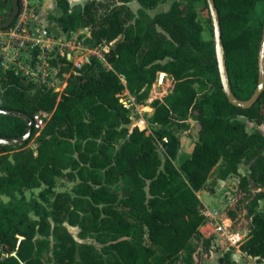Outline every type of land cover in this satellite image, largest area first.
Listing matches in <instances>:
<instances>
[{"label": "trees", "instance_id": "obj_1", "mask_svg": "<svg viewBox=\"0 0 264 264\" xmlns=\"http://www.w3.org/2000/svg\"><path fill=\"white\" fill-rule=\"evenodd\" d=\"M130 1L139 4L136 11ZM164 1L86 0L70 6V0H55L60 13L51 19L64 32L89 27L87 42H112L105 54L108 65L90 58L71 72L60 94L0 65V108L30 118L48 114L26 141L0 143V264H178L182 252L184 263L192 264L191 241L204 222L197 192L215 167L222 164L219 178L225 179L245 160L250 173L239 184L246 187L251 178L264 186V131L249 132L238 118L263 124L260 98L248 108L228 101L214 41L202 36L197 0H173L166 10L148 12ZM214 2L231 90L247 99L258 82L264 0ZM11 8V0H0V22ZM69 69L67 64L61 70ZM159 72L173 84L150 101L151 131L129 127L130 107L120 94L128 90L145 102ZM191 116L198 122L197 137L177 164L175 128L187 127ZM25 130L24 118L0 114V138ZM61 177L73 182L72 194L55 190ZM35 188H40L37 196L25 195ZM260 199L264 190L250 200L249 237L240 249L264 262ZM64 221L94 233L101 249L77 243ZM219 264L235 261L226 252Z\"/></svg>", "mask_w": 264, "mask_h": 264}, {"label": "built area", "instance_id": "obj_2", "mask_svg": "<svg viewBox=\"0 0 264 264\" xmlns=\"http://www.w3.org/2000/svg\"><path fill=\"white\" fill-rule=\"evenodd\" d=\"M19 3V11L13 23L8 29L0 30V65L3 69H13L27 80L36 83L41 89L60 94L71 72L76 73V70L90 58H97L107 64L105 54L112 42H100L95 45L87 42V37L90 36L89 27L67 33L57 26L58 31L53 32L43 21L46 19L44 5L41 8L42 13L39 14L38 0H19ZM60 63H62L61 67ZM67 64H70L69 71H62V67ZM123 92L129 94L128 90ZM121 94L120 100L129 106L133 97L124 99ZM151 96L153 95L150 92L145 101L147 103L142 105L144 112L152 111ZM47 116V113L41 112L34 114L33 127L37 131L44 126ZM228 206L237 213L235 218L230 217L224 210L203 211L204 223L209 226L203 237L210 242L204 251L205 255L212 257L213 254L219 253L223 256L232 248L239 252L241 245L249 237V228L247 230L245 226H241L239 220L241 214L237 212V207H241V201L234 199L228 203ZM243 210L245 212V208ZM198 250L201 248L199 247ZM197 252L192 254V264H197Z\"/></svg>", "mask_w": 264, "mask_h": 264}, {"label": "rangeland", "instance_id": "obj_3", "mask_svg": "<svg viewBox=\"0 0 264 264\" xmlns=\"http://www.w3.org/2000/svg\"><path fill=\"white\" fill-rule=\"evenodd\" d=\"M34 1V0H29ZM73 1V0H70ZM104 3H107L110 0H100ZM173 0H166L162 3H159L155 8L149 9L148 12L153 15L159 11L166 10L170 3ZM42 5L45 7V18L43 21H45L46 24L49 25L51 30L53 32H57L59 26L54 20L51 19V16L58 15L60 13V10L55 5V0H38V10L37 12L42 13L41 8ZM130 8L133 11H136L139 7V4L136 1H130L128 3ZM195 8L197 11V18L202 24L203 31L202 36L204 39H213V32H212V22L209 15L208 6L205 0H197L195 2ZM258 10L260 13L263 12V4H260L258 6ZM8 12V11H6ZM1 32V31H0ZM1 40V36H0ZM62 66V63L59 65ZM170 79V78H169ZM173 81L168 79H161L154 82V85L151 87V94L153 98L155 97H161L165 94H167L171 87H172ZM124 99L128 97H133L132 102H129L130 107V116H131V123L129 124V127L133 125H138L141 128H145L146 132L149 133L151 131V125L148 121V115L151 112H144V107L142 105H145L147 102L139 103L136 101V98L131 93L124 94V92L121 94ZM152 98V99H153ZM134 104H137L135 106ZM259 107L262 115L264 116V93L259 99ZM242 122H244L246 129L251 132L254 129H260L261 131H264V123L261 125H257L253 120H249L244 116L238 117ZM197 128H198V122L196 119H194L192 116L188 119V126L183 128H175L176 135L178 137V143H179V150L178 155L175 159V162L178 164L183 155L189 154L191 152L193 143L197 137ZM30 145L35 148L36 144L34 141L30 143ZM118 146V144H116ZM158 150L160 152V155L163 156V147L161 143H158ZM223 163V162H221ZM222 164H218L213 172L210 174L209 178L207 179L204 188L199 190L197 192L198 196L201 197L200 199H203L205 201L204 204V210L207 211V209H218V210H224L230 217L235 218L236 212L232 210L228 203L234 201V199H239L241 201V207H237V212L241 214L239 220H241V226H245L248 230L249 226L251 225L250 216L248 213V206L250 203V200L252 199L253 195L259 191L264 190L263 187H258L257 184L249 178L248 185L246 187H242L239 182L240 178L242 176H248L250 173L249 170V163L245 160L242 161L238 166L237 173L229 174L226 177V183L222 184L219 182V176L221 173ZM73 185L72 181H69L65 178H58L55 185V190L57 192H67L72 194L71 187ZM40 188H35L33 190H25L24 193L27 197L33 195L37 196ZM244 196V197H241ZM2 199L4 201H7L8 198L5 196H2ZM53 199V197H51ZM202 201V202H203ZM204 203V202H203ZM50 207L49 205H47ZM245 208V212L243 210ZM257 208L259 210L264 209V199H260L258 201ZM31 217H35L33 213H30ZM65 217V214H62V218ZM52 225L55 224L54 220L51 219ZM63 224L67 227L69 232L72 234L74 239L77 243H90L98 250L101 249V244L96 240L94 233H81L80 229L77 226H71L67 224L65 221ZM208 241V244L206 243ZM210 242L207 238H204L202 235L199 237H195L191 241V246L193 247V252H196V256L198 258L197 264H219V258L221 257V254H213L212 257L210 255H205V249L208 248ZM199 247L201 250H198ZM229 252L230 259L235 261V264H264V262L258 260L257 258H254L245 252L236 251L234 248H232ZM224 255V254H223ZM46 258V257H45ZM184 252L180 254L179 262L178 264H184ZM47 264H53V262H48Z\"/></svg>", "mask_w": 264, "mask_h": 264}, {"label": "water", "instance_id": "obj_4", "mask_svg": "<svg viewBox=\"0 0 264 264\" xmlns=\"http://www.w3.org/2000/svg\"><path fill=\"white\" fill-rule=\"evenodd\" d=\"M85 1L86 0H73V1H70V6L74 4H80L83 6ZM206 3L208 6L210 19L212 22L214 50H215V56H216V61H217L220 83L222 85V90L230 103L236 106L242 107V108L251 107L254 103L257 102V100L260 98V96L264 92V23H263V29H262L261 39L259 43V51H258V82H257V85L249 98L238 99L233 94L231 87H230V83H229V77L227 74V69H226V64H225L224 48H223V43L221 39V26L219 22L218 11L215 6L214 0H206ZM11 4H12V8H11L9 16L3 22H0V30L8 28L13 23L15 17L18 14L19 0H11ZM164 75H165V72H160L159 80H161ZM0 114L17 115L26 120V130L23 135L18 136V137H11L8 139L0 138V143H7V144L22 143L30 137V134L33 128L32 118L26 116L22 112L11 110V109H5V108H0Z\"/></svg>", "mask_w": 264, "mask_h": 264}, {"label": "crops", "instance_id": "obj_5", "mask_svg": "<svg viewBox=\"0 0 264 264\" xmlns=\"http://www.w3.org/2000/svg\"><path fill=\"white\" fill-rule=\"evenodd\" d=\"M159 75H160V72H159ZM166 76V73H165V75L162 77V79H164V77ZM158 78H159V76H158ZM165 79H168V80H171V79H169V78H165ZM192 150V149H191ZM226 179V178H225ZM225 179H221V178H219V182H221L222 184H225L226 183V180ZM200 196V195H199ZM201 198V197H200ZM202 201H203V199H201ZM204 202V204H205V201H203ZM206 205V204H205ZM209 229V226H208V224H206V223H202L201 225H200V227H199V229H198V235L199 236H204V234H205V232L207 231Z\"/></svg>", "mask_w": 264, "mask_h": 264}]
</instances>
